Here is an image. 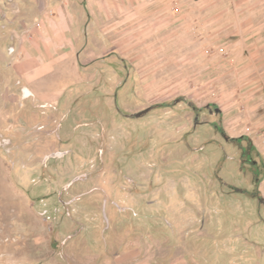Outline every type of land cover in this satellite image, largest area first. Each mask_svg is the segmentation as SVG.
<instances>
[{
  "label": "rangeland",
  "instance_id": "374dc122",
  "mask_svg": "<svg viewBox=\"0 0 264 264\" xmlns=\"http://www.w3.org/2000/svg\"><path fill=\"white\" fill-rule=\"evenodd\" d=\"M76 2L0 59V264H264V0Z\"/></svg>",
  "mask_w": 264,
  "mask_h": 264
},
{
  "label": "crops",
  "instance_id": "0c3cea01",
  "mask_svg": "<svg viewBox=\"0 0 264 264\" xmlns=\"http://www.w3.org/2000/svg\"><path fill=\"white\" fill-rule=\"evenodd\" d=\"M76 1L0 0V26L8 30L0 33V59H8L6 48H12L11 64L27 82L54 73L74 50L80 33L82 10ZM86 1L96 18L97 4L113 0Z\"/></svg>",
  "mask_w": 264,
  "mask_h": 264
}]
</instances>
